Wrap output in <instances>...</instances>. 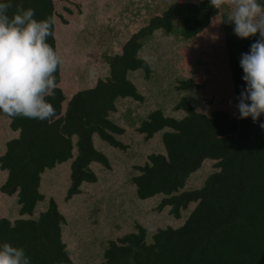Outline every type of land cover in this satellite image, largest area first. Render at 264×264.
<instances>
[{
    "label": "trees",
    "instance_id": "trees-1",
    "mask_svg": "<svg viewBox=\"0 0 264 264\" xmlns=\"http://www.w3.org/2000/svg\"><path fill=\"white\" fill-rule=\"evenodd\" d=\"M13 3L35 9L38 20L55 19V38L50 37L48 43L57 50L64 64L57 74L55 98H49L56 110L52 120L5 118L12 129V135L8 136L2 122L4 116L0 115V135H6L0 168L8 173L1 191L17 195L21 216L33 215L38 203L48 200L36 219L0 218V244L7 242L22 247L31 264L73 263L70 242L64 240L70 219L61 211L62 204L42 191L44 178L48 179L51 194L57 179L68 174L70 186L65 200L72 202L76 196L86 194L85 183L100 182L93 170L96 162L112 171L114 164L97 149L98 144L102 146L97 136L123 153L132 151L131 144L120 140L126 128L113 121L111 114L117 111L119 98L145 101L129 75L142 69L145 78H151L152 67L138 56L146 40L157 30L171 34L174 23L179 22L180 35L188 41L182 48L183 56L201 48L226 55L227 86L218 77L216 90L205 91L223 101L210 114H205L183 97L174 107L186 111L183 118L167 116L156 109L134 127L144 142L162 131L166 152L148 154L145 164H135L138 173L130 181L140 199L160 195L159 212L168 210L179 219L180 225L157 228L152 242H148L149 229L135 221L134 232L107 239L100 264H264V129L251 118L238 119L235 107L236 98L245 87L241 55L250 51L259 36L238 38L234 26L223 22L228 12L210 7L208 0L176 1L130 35L119 52L107 55L103 66L97 59L91 60L89 54L83 55L82 63L87 61L88 66L95 67L96 75L100 72L103 75L95 82L90 78L86 84L89 88L81 89L75 77L80 71L72 73L81 56H74L60 42L64 34L59 30L58 21L81 32L85 25L76 16L73 19L57 16L54 0H13ZM15 11L13 7L9 15ZM67 11L72 13L68 7ZM106 63L110 67L109 75ZM69 74L71 81L67 80ZM200 75L201 79L189 77L179 81L177 90L203 89L207 72ZM260 123H264V116ZM3 148L0 147L1 153ZM208 158L215 160L216 170L201 188L184 190L190 176ZM193 183L202 185V178H196ZM95 201L91 199L92 208L98 207ZM186 210L188 216L183 217ZM86 219L90 225L99 223L97 217ZM69 229L72 233L73 229Z\"/></svg>",
    "mask_w": 264,
    "mask_h": 264
},
{
    "label": "rangeland",
    "instance_id": "rangeland-1",
    "mask_svg": "<svg viewBox=\"0 0 264 264\" xmlns=\"http://www.w3.org/2000/svg\"><path fill=\"white\" fill-rule=\"evenodd\" d=\"M176 1L182 0H54L57 16L63 15L67 19H73L76 16L85 25L81 32L71 25L60 24L61 22L58 21V25H61L59 30L64 34L60 35V42L67 46L68 51L71 50L70 53L74 56L75 54L81 56V62L75 59L77 64L72 69L74 74L78 70L80 71L75 76L80 83V88H89L86 85L87 80L90 79L89 70L95 69L94 66H90L91 64L88 66L87 61L82 63L83 55L89 54L91 60L97 59L96 61L103 66L104 58L107 55L119 52L130 35L146 25L151 17L161 14ZM67 7L72 10V13L67 11ZM222 10L228 12L227 8ZM70 14L73 16L70 17ZM180 33L181 24L175 22L174 31L171 34L160 29L146 40L140 56L148 55L154 58L151 78L147 80L142 69L133 71L131 76L129 75L132 81L134 79L135 82H133L137 85L139 92L145 96V101L140 102L131 97L119 98L117 104L119 108L111 114L113 121L126 128V134L120 140L131 144L132 151L123 153L121 149L111 146L97 136V141H100L102 146L98 144V148H96L114 164L112 171L96 162L93 170L100 177V182L85 183L83 187L86 189L84 190L86 194L76 196L72 202L65 200L70 186L68 174L64 173L65 175L62 174L63 176L61 175L57 179L58 182L51 187V194L48 190V179L44 178L42 191L47 195L54 196L56 202L62 204L61 211L70 219L69 227L65 228L64 240L70 242L68 247L70 256L74 260L71 264H100L104 259L103 252L107 246V239H116L118 236L134 232L135 221L149 229L148 242H152L157 228L180 225L179 219L169 214L168 210L159 212L157 205L160 195L140 199L136 192V186L130 181L132 175L138 173L134 168L135 164H145L148 154L166 152L162 131L158 132L151 141L144 142L140 138L142 135L134 129L136 125L138 126L147 119L153 110L161 109L165 115L181 119L186 115V111L176 110L174 107L183 97H186L196 110L205 114H210L212 108L223 101L218 95L209 93L207 95L205 91L216 90L215 82L218 77L227 86L226 55H219L213 50L208 52L201 48L190 52V55L185 56L184 54L183 56L182 48L187 46L188 41L182 38ZM102 46L103 50L101 51ZM98 51L101 53L98 54ZM91 63L94 65L96 62ZM106 64L109 75L110 67L108 63ZM205 71L207 75H205L206 84L203 89L177 90L179 81L189 77L201 79L200 74ZM101 74L103 75L100 72L99 76ZM99 76L96 75L93 81H96ZM67 80L71 81L70 74ZM65 88L67 87L65 86ZM3 116L2 122L6 135L11 136L12 129L5 119L8 120V116ZM6 135H0V147H4L2 153L0 151V155L6 149ZM134 151L136 155L132 156ZM131 157L133 159H130ZM214 161L210 158L206 159L202 167L190 176L184 190L201 188L207 177L216 170L213 165ZM7 174V171L0 168V186L7 179ZM196 178H202V185L193 183ZM0 198H3L0 200V218L7 217L12 220L17 218L36 219L48 205V200L42 201L38 203L33 215L21 216L17 195H7L0 189ZM91 199L97 201L94 203H97L98 207L92 208ZM87 206L91 207V212L88 208L86 213ZM186 216H188L187 210L183 217ZM87 217H91L93 220L97 217L99 223L90 225ZM158 224L159 226L156 227ZM69 228L73 229L72 233H69Z\"/></svg>",
    "mask_w": 264,
    "mask_h": 264
},
{
    "label": "clouds",
    "instance_id": "clouds-1",
    "mask_svg": "<svg viewBox=\"0 0 264 264\" xmlns=\"http://www.w3.org/2000/svg\"><path fill=\"white\" fill-rule=\"evenodd\" d=\"M209 6L221 11L227 8L223 22L233 25L240 39L259 36L250 51L242 53L240 67L245 87L236 98L238 119L251 118L260 123L264 116V0H208ZM16 11L10 16L9 10ZM36 11L25 9L13 0H0V115L9 118L52 120L56 110L49 98H55L57 74L64 61L48 43L55 38V19H36ZM149 68L153 57L138 56ZM96 72L89 70V77ZM231 103V102H230ZM0 264H31L22 247L0 244Z\"/></svg>",
    "mask_w": 264,
    "mask_h": 264
},
{
    "label": "crops",
    "instance_id": "crops-1",
    "mask_svg": "<svg viewBox=\"0 0 264 264\" xmlns=\"http://www.w3.org/2000/svg\"><path fill=\"white\" fill-rule=\"evenodd\" d=\"M116 104H118V100H117V103ZM119 107L117 106V109H118Z\"/></svg>",
    "mask_w": 264,
    "mask_h": 264
}]
</instances>
